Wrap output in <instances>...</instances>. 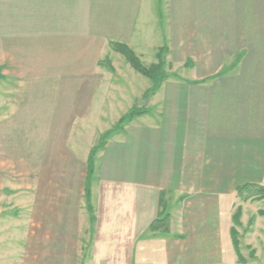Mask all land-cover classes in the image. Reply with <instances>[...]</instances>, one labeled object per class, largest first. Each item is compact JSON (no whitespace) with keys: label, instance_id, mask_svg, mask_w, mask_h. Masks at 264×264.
Wrapping results in <instances>:
<instances>
[{"label":"crops","instance_id":"0c3cea01","mask_svg":"<svg viewBox=\"0 0 264 264\" xmlns=\"http://www.w3.org/2000/svg\"><path fill=\"white\" fill-rule=\"evenodd\" d=\"M247 2L0 0V264H264V199L236 194L264 187ZM111 42L161 54L154 94ZM140 107L95 155L89 211L90 152Z\"/></svg>","mask_w":264,"mask_h":264},{"label":"trees","instance_id":"16d2710c","mask_svg":"<svg viewBox=\"0 0 264 264\" xmlns=\"http://www.w3.org/2000/svg\"><path fill=\"white\" fill-rule=\"evenodd\" d=\"M110 47L113 51L120 53L124 58L127 60V62L131 65V67L136 70L138 73L142 74L143 76L148 77L153 85L152 87L146 92L145 99H147L149 96L154 94L156 90L159 88L160 84L166 79V74L164 72V61L161 58V54L159 55V62L156 65H153L149 68L142 65L139 58L134 54V52L125 44L121 43H115L111 42ZM163 50L161 51V53ZM106 67H108L109 70H112L110 64L108 62L102 63ZM148 113V110L145 107L140 108H133L131 109L126 115H124L118 122V124L111 130L107 131L103 136L100 138V142L97 146H95L89 155L88 162H87V176L85 181V198H86V204L87 208L90 211V204H89V185L90 181L93 175L94 171V158L96 153L103 148V146L106 143V140L108 137L116 131H119L122 129V127L130 122L133 117L139 116L142 114ZM237 197L241 198L244 201L247 200H260L264 199V187L254 184H245L242 186H239L236 189ZM258 214L260 216H264V211H259ZM240 218V210L238 209V213L234 215V222L237 223V221ZM163 225V219L162 220H155L152 225V230H157ZM236 230L231 229V237L234 247L238 248V241L236 237ZM239 257V255H238ZM241 261V259H240Z\"/></svg>","mask_w":264,"mask_h":264},{"label":"rangeland","instance_id":"374dc122","mask_svg":"<svg viewBox=\"0 0 264 264\" xmlns=\"http://www.w3.org/2000/svg\"><path fill=\"white\" fill-rule=\"evenodd\" d=\"M251 8V9H250ZM251 11V26H252V41H253V48L254 51L256 47L259 45H264V0H251V6L248 5L247 2V10ZM250 13V12H249ZM249 20V19H248ZM48 117H51V115L47 116L45 115L46 122ZM240 202H247L239 198ZM240 210V208H239ZM238 213V210L237 212ZM241 213V212H240ZM15 217L17 216V212L15 211ZM238 223V221H237ZM236 223V224H237ZM236 237H238V232L236 233ZM3 247H0V250H2ZM239 260L243 262L244 259L241 258L240 256L238 257Z\"/></svg>","mask_w":264,"mask_h":264}]
</instances>
